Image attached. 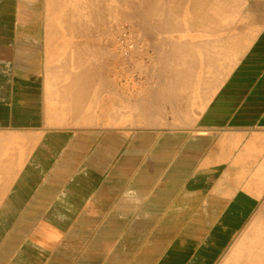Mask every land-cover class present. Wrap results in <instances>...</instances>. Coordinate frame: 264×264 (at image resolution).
Masks as SVG:
<instances>
[{"label": "crops", "instance_id": "1", "mask_svg": "<svg viewBox=\"0 0 264 264\" xmlns=\"http://www.w3.org/2000/svg\"><path fill=\"white\" fill-rule=\"evenodd\" d=\"M263 216L264 0H0V264H239Z\"/></svg>", "mask_w": 264, "mask_h": 264}, {"label": "rangeland", "instance_id": "2", "mask_svg": "<svg viewBox=\"0 0 264 264\" xmlns=\"http://www.w3.org/2000/svg\"><path fill=\"white\" fill-rule=\"evenodd\" d=\"M117 28H120L122 25H115ZM123 48V47H122ZM120 49V48H118ZM146 53V56H149V54ZM263 221H264V216H263ZM263 221L258 222V223H264ZM254 239L255 243L254 244H240V260L239 264H251L250 262L252 261L251 257L253 256V262L255 264H262L264 262V243L261 242L264 240V226H256L254 229ZM247 257H249V260ZM246 258V259H245Z\"/></svg>", "mask_w": 264, "mask_h": 264}, {"label": "bare ground", "instance_id": "3", "mask_svg": "<svg viewBox=\"0 0 264 264\" xmlns=\"http://www.w3.org/2000/svg\"><path fill=\"white\" fill-rule=\"evenodd\" d=\"M57 2H59V1H57ZM162 2H163V1H162ZM61 3H62V2H61ZM54 5H55V4H54ZM64 5H65V4H64ZM61 6H62V5H61ZM57 7H58V6H57ZM58 8H59V7H58ZM59 9H60V8H59ZM80 16H81V15H79V17H80ZM93 17H94V15H93ZM95 17H96V16H95ZM105 17H108V16L105 15ZM110 17H111V16H110ZM82 18H83V17H82ZM82 18H81V19H82ZM99 18H100V17H99ZM101 18H102V17H101ZM111 18H112V17H111ZM76 19H77V18H76ZM70 20H71V19H70ZM77 20H78V19H77ZM68 21H69V20H68ZM90 21H91V20H90ZM107 21H108V20H107ZM149 21H150V20H149ZM70 22H72V21H70ZM75 22H76V21H75ZM77 22H78V21H77ZM92 22H93V21H92ZM95 22H96V21H95ZM100 22H102V21H100ZM150 22H151V21H150ZM96 23H97V22H96ZM106 23H107V22H106ZM112 23H113V22H112ZM147 23H148V22H147ZM147 23H146V24H147ZM71 24H72V23H71ZM75 24H76V23H74L73 25H75ZM81 24H82V22H81ZM102 24H104V22H103ZM102 24H101V25H102ZM107 24H108V23H107ZM154 24H155V23H154ZM94 25H96V24H94ZM99 25H100V24H99ZM75 26H76V25H75ZM97 26H98V25H97ZM97 26H96V27H97ZM108 26H109V25H108ZM145 26H146V25H145ZM153 26H154V25H153ZM94 27H95V26H94ZM96 27H95V29H96ZM102 27H103V26H102ZM99 28H100V27H99ZM97 29H98V28H97ZM100 29H101V28H100ZM106 29H107V28H106ZM124 29H125V28H124ZM96 31H97V30H96ZM120 31H121V30H120ZM118 32H119V31H118ZM117 34H118V33H117ZM118 35H119V34H118ZM114 37H115V36H114ZM117 37H118V36H117ZM116 43H117V42H116ZM122 44H123V42H122ZM120 46H121V45H120ZM122 46H123V45H122ZM122 46H121V47H122ZM118 48H119V47H118ZM123 49H126V48L123 47ZM120 50H121V49H120ZM124 52H126V51H124ZM119 53H120V52H119ZM124 54H125V53H124ZM115 55H116V54H115ZM117 55H118V54H117ZM147 55H148V54H147ZM121 60H122V59H121ZM121 60H120V61H121ZM117 61H118V60H117ZM121 62H123V61H121ZM117 63H119V62H117ZM113 64H114V63H113ZM122 67H123V66H122ZM119 72H120V71H119ZM114 73H115V72H114ZM116 121H117V120H116ZM261 242L264 243V240H262ZM246 260H249V259H246ZM250 263H251V264H255V263L253 262V260H252ZM245 264H246V263H245ZM247 264H248V263H247ZM262 264H264V262H263Z\"/></svg>", "mask_w": 264, "mask_h": 264}]
</instances>
